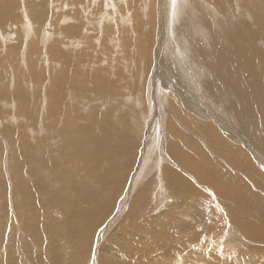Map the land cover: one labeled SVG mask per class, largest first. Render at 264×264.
<instances>
[{
    "label": "rangeland",
    "instance_id": "obj_1",
    "mask_svg": "<svg viewBox=\"0 0 264 264\" xmlns=\"http://www.w3.org/2000/svg\"><path fill=\"white\" fill-rule=\"evenodd\" d=\"M33 1L38 3L40 0ZM113 1L117 2L113 4L110 0H48L47 19L42 23H37L35 28L37 34L43 29L47 32L51 31V43L53 45H60L62 50L64 48L65 53L68 52L67 54L71 57L72 67L71 70L69 68L70 73L72 70L75 72V68L81 70L82 76L79 80L81 79L84 83H87L84 80V73L90 72V78L94 76L102 83L106 80L110 87L112 85L111 88H113L114 83L116 88L118 87L117 91H121L118 93L116 91L117 94L114 93V99L109 97L111 96V88L109 86L105 87V85H103L104 87L102 88V91L98 94L90 91L88 96L86 92L85 96H81L79 91H76L77 94L70 90L72 87V81L69 82L70 85L68 83V88L65 89L66 97L64 99L68 98L65 100L67 101L66 103L65 101L63 102L64 107L66 105V109L63 111L65 113H61L60 111L51 108L38 109V89L42 85V87H45V85L47 86L49 83L48 79L45 80L46 76L42 69L46 71L47 75H54L53 77L55 78L56 74L63 68V64H59L62 62H53L52 59H50L56 58L54 51L51 50V48L45 50L43 48V43L40 41L41 39L35 40V43L32 46L25 48L23 46V49L19 48L15 50L11 47L19 45V42L12 40L6 42L3 38H0V262L2 261L0 264H98V259L101 257V253L111 256L110 252L107 251V247L105 246L103 250L102 247L109 242L112 233L127 216V211L132 206L131 204L134 199L140 196V193L142 192H145L146 195L141 197L138 201H146L145 207H147V212H144V214L146 216L152 215L154 217L153 219H155H152V222L157 224L154 227V237H151L154 238L153 241L156 245H159L160 243L158 239L159 235L163 234V224H165V221L170 216H177L176 219H172L169 222L171 223V228L175 230L173 225H179V227H181V232L186 233L198 230L200 225L207 228L211 224V219L213 218L211 212L215 214L216 211L221 214L222 221L220 222L223 226L221 230L214 233L210 243L211 250L218 255L221 253L220 255L225 256L226 260L231 256H241L243 253L245 255L250 252L252 255H264V244L262 242H255L256 239L253 238V235L247 233L242 229V226H240L243 221L239 222V220H233L227 213L230 210V213L233 216L237 215L238 217L243 218L244 224L249 223L253 219L255 220V223L263 219V215L261 219L258 218L261 214L240 209V206H242L240 203L242 200L239 199L240 194L231 189L235 188L231 183H234V185L241 183L239 188L242 192H246V195L242 198H245L246 200L247 197L251 195V207H260L264 205V202H258V204L252 205L253 201H256L259 196L264 198V188L255 185L256 180L262 185L264 182V56L261 57V59L263 58L262 60L258 59L254 61L257 63H255L254 67H250L249 65H247V67L244 62L249 63L248 61L253 60L251 55L255 58H257L258 55H256L251 48L244 52H240L236 46L238 45V42H234L233 39L234 36L238 35L239 28L245 23V21L249 22H246V24L256 23L257 20L260 21L258 18L259 16H261V20H264V15L260 13L264 11V0H254L258 6L256 9L253 7L250 9V11H252L251 14L249 10H246V12L236 8V10H234L235 14L233 18H228V16H224V18L222 17L224 20H218V24L216 23L218 27H214V25L211 24L210 27H208L209 34L205 38L196 35L188 37V39H190V46L193 45L192 51L194 52H192V60L194 59L193 61L195 63V65L191 67L193 69H191L192 73L190 75H185L181 71V67H179L178 63L176 65V62H179L178 60H172L175 58V54L173 55L172 51H169L171 50L170 48H168L169 52H164V50L163 58L165 61L167 60L166 62L168 64H166L171 67L169 68L172 71V75L168 74L170 78H160V76H166L168 73L167 67L161 68L157 77L159 79L158 82L155 81L156 78L153 82L152 78L154 77L152 74L155 72L156 68V62L154 63V59L159 42L156 35L159 30V23L158 19L157 22L153 21V24L149 23L148 16L146 17L145 15H149L153 10L157 12L156 15L159 17L160 14H158V8L161 0H158V2L157 0L145 1L148 2V4L150 2L152 6L149 5L152 9L148 4V6L145 5L144 0H128V2H131L132 7H134V11L128 7V2L125 4V2L122 3L121 0ZM154 1L156 3H154L155 5L152 4ZM143 3L144 6L142 5ZM168 5H170L169 2L168 4H165L164 7H170ZM58 6H60L62 10L74 8L75 14L78 17L74 14L67 15L71 17V22H69L71 25H79L78 23L81 22L80 19L83 20L85 18L83 20L84 22L82 21L83 26H81L83 29L80 28L77 33L72 34L70 37L67 34H64L63 38L58 37L53 31L60 25L59 20L61 16L59 15L60 12ZM111 6L113 7L111 8ZM141 6H143L145 10H141ZM108 7L110 8L109 10ZM147 7L151 10H147ZM114 9L115 11L113 13L112 11ZM94 10H99L101 12H99V14L97 13V16L101 15L99 18H96L97 16ZM135 11L136 14L138 12L140 20H143L144 22H142V27L145 28L146 25L148 27L150 24V26L153 27L149 26V28L146 27L140 32L135 33L134 24L132 22V14L134 15ZM119 12H122L124 17L128 15L127 19L129 18L130 21L124 28L123 24L121 26L120 17L115 14ZM143 12H145V14ZM243 12H245L246 15ZM105 13H109L112 17H105ZM142 13L143 16H145V19L141 15ZM20 14L21 24L24 25L26 23V17L22 14V7H20ZM90 14H95V18L92 17L91 19ZM83 15L84 17H82ZM251 15H254V17ZM13 16H16V11L13 13ZM117 17L118 19L116 20L115 18ZM90 19L96 23L93 22L91 24ZM108 20L109 22L107 23ZM225 20L226 23H224ZM99 21L101 22L97 25V22L99 23ZM110 21L112 23H110ZM146 22L148 24H146ZM102 23H104L103 26L108 28L109 31L108 29L106 31L105 27L102 29ZM11 24L13 25L14 23ZM258 24L259 23H257V25ZM131 26L132 29L130 28ZM20 27L21 26L18 27L19 29H9V32L13 35V39L21 38L27 34L23 29L20 30ZM42 27L43 29H41ZM146 29L148 30L146 31ZM149 29L155 30L156 39L154 37L153 41L156 43L154 44L156 47H154L155 49L152 47L153 52L151 51V53H149L150 50L147 51L145 48L142 49V47H140V50L142 49L141 51L137 50L138 48L131 47V45L134 46L133 44L137 43L135 40H138V43L144 42V31L148 32ZM83 30H85V33H81ZM211 33L213 34L211 35ZM86 34H88V37L90 38H88ZM113 34H115V36ZM135 34L137 36H135ZM77 35L79 38H77ZM112 36H114V38H111ZM119 36L122 37V39L120 38L122 42L120 41ZM132 36L136 38L132 39ZM230 37H232L233 43L232 40H230ZM82 38L87 40H82ZM115 38H118V40L116 39L113 41ZM125 39L130 41L128 45L129 50L126 52L123 49L125 48ZM91 40H94L95 42ZM60 41L61 43H59ZM117 41H119V44ZM93 42L97 44L99 43L98 47L100 48H97V44L93 45ZM83 43L84 45L87 44L84 48L82 46ZM113 43H115L116 46H114ZM10 45L12 46L9 47ZM106 45H109L108 49H106ZM92 46L93 48L91 49ZM262 46L264 45L261 44L260 49L263 48ZM132 48H135L136 50H134V53ZM93 51L95 52L94 56L92 54ZM101 51H104L105 53H102ZM83 53L85 55H83ZM136 53L138 55H135ZM168 53H171L173 56ZM89 54H91V56ZM149 54L150 56H148ZM127 56L130 60H128ZM241 56L243 57V60ZM147 57L149 59L148 62H146ZM114 59H117V61H114ZM134 59L136 63L132 62ZM90 61H92L93 64L90 63ZM235 62L238 63L236 64ZM56 63L59 65H55ZM99 63L102 64L98 65ZM115 63L117 64L115 65ZM224 64L228 65L229 68ZM91 66H95V68H92ZM57 69H59V71ZM49 70L51 71L49 72ZM218 71L220 73H218ZM72 76V73L69 74L70 81L72 80ZM163 80L164 82L166 81L165 84L167 83L166 87H164L162 83ZM240 82H243L242 85H240ZM94 83H96L95 80ZM177 85L179 87L178 96L176 95ZM88 86L89 89H93L94 84L88 83ZM153 90L157 91V94H152ZM162 90L165 92L164 95H162ZM182 90L183 94L181 93ZM203 91L207 92L208 95L207 93H202ZM42 99H44V94H40V100ZM187 101L195 103L199 108V112L192 109ZM200 111L203 112L204 115L200 114ZM25 116L27 119H25ZM108 116H110V120L108 119ZM110 121L114 127L118 126L115 129L109 128L110 130L107 133H102L101 125L103 123L109 124ZM240 123H245L247 127L253 128V132L251 131L253 134L251 133L250 137L242 131ZM23 125H25L27 129H24ZM74 127L82 131L94 127L91 132L92 137H89V132L87 133L88 138L93 139L97 144L100 143V148L104 147L106 149L107 145L112 146L115 144L113 149L108 151L111 160L126 158V164L123 170L121 173L118 171L121 179L117 178L113 182L108 181L105 177H108L110 172L104 170L103 173L100 170L96 175L94 184H89L91 181L90 179L82 185H77L74 189H66L64 191L66 198L63 202L59 203V205H56L54 202L41 195L36 202V219H40V225L36 227L37 225L32 223V227L34 229L36 228L33 231V234L35 233V236L37 233V235L35 237H29L26 235V230L29 232L27 223L28 221L30 223V221L33 220V216H31V213L33 212L29 209V206L32 205V207H35L36 205L28 204L29 201L22 202L20 197L24 196V194L28 195V193L21 191V184L31 185L29 188L31 190V196H28V200H30L33 195L36 197V192L32 188L34 187L33 185L35 184L36 178H40V186H45L48 189H50L51 185L58 186V178H60L58 170L60 165L61 169L65 164L63 150L69 146H76L74 138L67 134L68 129L72 128L75 130ZM175 128L179 130V134L176 132ZM117 130H120V133H118ZM62 134H65L64 136L66 138ZM118 134H120L119 136L121 138L127 139L126 142L122 144V147L119 148V153H117L118 151L116 147L118 142L116 139L119 137ZM107 137L114 140V142L105 144L104 140H106ZM23 141L29 145L27 146L29 155L25 157L22 155L23 145H21V142ZM87 143L88 141H85L84 145ZM169 143L173 144L171 146L172 150L169 147ZM10 144L14 154L16 153L17 155L15 154V158L9 157L8 160L5 156L7 155V149H9ZM167 148L170 150L168 151ZM121 153L126 155H122ZM176 153L187 156L189 158L188 160L191 161L193 165L195 164L196 168L201 171V174H203L207 180H202L198 177V179H196V174L192 170L177 161ZM78 155L81 157L83 156V149L79 151ZM158 155L160 156L158 157ZM18 156L20 158H18ZM28 158L31 161H29ZM73 158L74 156L71 157L69 162H71ZM17 159L18 161H16ZM10 161H12V163H10ZM236 161L238 164L237 166L234 165ZM30 162H32V164ZM50 162L55 165L57 164L58 168L56 166L55 168L58 170L55 168L52 169L49 166H46V169H43L42 165H49ZM61 162L63 164H61ZM7 163H9V165ZM118 163L119 164L116 165L118 170H120L121 164L120 162ZM7 166L9 167L6 169L5 167ZM25 166H28V170L30 168L34 170V177H31V175L27 173L28 170ZM247 167H251L248 172L247 169H245ZM8 169L11 171L9 172L10 176H12L11 174H13V172L17 176L18 174H23H21L22 176L19 175V178H22V180H20L22 183L19 182V185H17L19 189L17 187V189H12L10 187L8 182L9 174H7L8 172L6 171ZM17 169L18 173L16 172ZM40 169H43V172ZM51 170H53V172L56 171L53 173ZM20 171L23 172L19 173ZM35 171H38L37 174ZM44 171L47 172L46 175H44ZM163 172L165 174H172L173 172L172 175L176 173L179 178L188 183L186 185L193 189L194 194L192 193L190 196H187L186 194L179 195V193L172 188V182L167 179ZM254 172H257L258 174ZM48 173H50V175H47ZM256 175L260 178L262 177V179H258ZM209 181L218 182L219 185L224 188V190L226 189L231 195H226L225 193L219 194V192H216L214 189L216 186L213 183L209 184ZM245 184L247 187H245ZM115 190H117V193L113 194ZM112 194L116 195V197L113 204L107 211H105L106 213L104 214V217L99 220V225H97L94 230L86 229L83 225L87 223H95L97 215L94 211L102 208L108 197L112 196ZM200 195H202V197ZM40 203L44 205L43 208H41ZM174 204H179L177 205V209L173 207ZM25 206L26 208L27 206L29 208L26 209ZM236 206H238V208ZM172 207L176 209V211H174ZM228 207L229 209H227ZM68 209H72L75 212V222H67V224H64L59 217V213ZM164 212L167 213L165 214ZM168 213H170V215H168ZM20 216H22V218ZM139 218L140 216L137 215L135 222H137ZM201 223H204V225ZM52 226L56 227L57 235L50 238L49 236H46L48 235V232L44 227L50 228ZM70 226H75L77 228V233L76 235L74 234L73 237L72 234L66 230L69 229ZM39 227L40 229H38ZM234 229H237V231ZM38 230L40 231V234L38 233ZM65 231H67L66 234ZM166 231L173 235L177 234L168 229ZM230 232H232L234 236L236 235L235 240L234 238H232V240L240 242L241 244L235 243V247H229L230 245L226 246L224 244V241H227ZM158 233L159 235H157ZM38 234L41 239L37 237ZM41 235H43V239ZM155 235H157L158 238ZM138 241L147 246L151 245L144 240H142V242L141 240H137V242ZM67 243L71 245V248L63 250V254L70 250L71 252L76 251V256H66L65 254L63 255L60 253L63 246ZM72 243H74L75 251L72 247ZM83 244L87 245L85 249H82ZM141 245L143 244H140V246ZM248 246L251 247V251L250 248L246 249ZM154 250L156 251V249ZM163 250L168 252L173 251V249ZM165 257L166 256L163 254L160 256V258ZM3 258H5L6 261L9 260V262H5V259L3 260ZM155 258L156 257H154L153 260L151 257L150 260L153 262L158 259ZM225 259L224 257L222 258L224 261Z\"/></svg>",
    "mask_w": 264,
    "mask_h": 264
},
{
    "label": "bare ground",
    "instance_id": "obj_2",
    "mask_svg": "<svg viewBox=\"0 0 264 264\" xmlns=\"http://www.w3.org/2000/svg\"><path fill=\"white\" fill-rule=\"evenodd\" d=\"M111 2H113V4L117 1H113V0H110ZM147 0H144V3L146 6H148L150 4H148V2H145ZM149 1V0H148ZM36 1H33V0H0V38H3L4 41H16V42H19V45H10L9 47L17 50L19 48L23 49V46L24 48L25 47H29V46H32L34 45L35 43V40H40L42 43H43V48L45 50H47V48H51V50L54 51V55L56 56V58H50L52 59L53 62H62V63H59V64H63V68L59 71V69H57L59 71V73L56 74L55 78L53 76H51V74L47 75L46 71L44 69H42L43 73L45 74V80H49V83L48 85L45 87H42L40 86V88L38 89V95H39V98H38V109H43V108H51L53 110H58L60 111L61 113H65L63 112L65 109H66V105L64 107V104L63 102L68 99H64L66 96H65V89L68 88V83L69 82H72V87H71V91L74 92V93H77L78 91L80 92V95L81 96H85V92L87 94V96L89 95L88 93L90 91H93L95 94H98L100 91H102V88L104 87L103 85H105V87H108L109 84L106 82L102 83V82H99L96 77H92L90 78V72L88 73H84L85 74V81L87 83H84V81H82L81 79L79 80V78H81L82 76V73H81V70L80 69H77L75 68V72L72 70V80L70 81L69 80V74L70 73V70H71V67H72V61H71V57L65 53V49L61 48L60 45H53L51 43L52 39H51V34L50 32H47L43 29V27L41 29L43 30H40L39 33L37 34V30L35 28V25L37 23H42L43 21H45L47 19V13H48V0H40L38 3H35ZM97 2V1H95ZM120 2V1H119ZM121 2H125V4L128 2V0H121ZM140 2V1H139ZM158 2V0H157ZM161 3L159 4V8H158V14H160L159 17H157L156 15V11H153L149 14V15H145L146 17L148 16V22L149 23H152L153 24V21L154 22H157V19H158V23H159V30L157 31L156 35H157V40H159L158 42V45H157V48H156V56H155V59H154V63L156 62V68H155V72H153L152 76L154 78H152L153 82L156 78V82L159 81V79L157 78L158 77V74H159V71L161 68H165L167 67L168 68V73L166 76H160V78H165V77H169L168 74H171L172 75V71H171V67L169 65H167L168 63L164 60L163 58V51L166 52L168 51V48H170L171 50L169 51H172V54L174 55L175 54V58L172 59V60H178L179 62H176V65L178 63L179 67H181V71L185 74V75H190L192 73V70L193 68H191L193 65H195L194 63V59L192 60L193 58V53L194 51H192V48H193V45L190 46V39H188L189 36H200L201 38H205L206 36H208L209 34V28L210 25H214V27H218L216 25V23L218 24V20H221L222 17L224 18V16H228L233 18L234 17V10H236V8L238 9H241L242 11H248L250 12V14L252 13V11H250V9L253 7L254 9L257 8L258 5H256V2L254 0H161L160 1ZM168 2L170 3V7H164L165 4H168ZM144 3L142 4L144 6ZM155 1L152 3L153 5ZM148 4V5H147ZM264 4V3H263ZM128 7L130 9H133L134 7H132V4L131 2H128L127 3ZM151 5V4H150ZM149 5V7H151ZM238 5V6H237ZM139 6V5H138ZM137 6V7H138ZM143 6H141V10L145 8H143ZM263 6V5H262ZM20 7H22V14L26 17V23L24 25L21 24V14H20ZM113 6H111L112 8ZM132 7V8H131ZM156 7V6H155ZM261 7V6H260ZM57 8V7H56ZM115 8V7H114ZM148 8V7H147ZM235 8V9H234ZM58 9H59V15L61 16L59 22H60V25L55 29L53 30L54 33L57 34L58 37H61L63 38V35L64 34H67L69 35V37L72 35V34H75L77 33V31L81 28V26H83V20L85 19H80L81 22L78 23L79 25H71L69 24V22H71V17L70 16H67V15H76L75 14V10L74 8H71V9H65V10H62V8L60 6H58ZM110 8L108 7V10ZM152 9V7H151ZM151 9H147V10H151ZM155 9V8H153ZM237 9V10H238ZM125 10V9H123ZM156 10V9H155ZM239 10V11H241ZM262 10V9H261ZM16 11V16H13V13ZM58 11V10H57ZM98 11V12H97ZM115 9L112 11L114 13ZM134 11V9H133ZM246 11V12H247ZM255 11V10H254ZM253 11V12H254ZM72 12V13H71ZM94 12L96 13V16L99 14V10H94ZM98 13V14H97ZM101 13V12H100ZM120 13V14H119ZM119 13H115L116 16H119L120 17V21H121V26L123 24V28L126 27V25L130 22L129 21V18L127 19V16L126 15L124 17V14H122V12H119ZM145 14V12H143ZM143 13L141 14L143 16ZM148 13V12H146ZM241 13V12H240ZM239 13V14H240ZM245 13V12H243ZM261 14L264 15V11L263 12H260ZM259 13V15H260ZM106 14V15H105ZM103 15H105V17L107 16L108 18H111L112 15H109V13H105ZM132 14V13H131ZM95 15V14H94ZM94 15H91V19L92 17H94ZM246 15V13H245ZM255 15V13H254ZM254 15L252 17H254ZM77 16V15H76ZM75 16V17H76ZM101 16V15H100ZM100 16H97L96 18H99ZM143 16V18L145 17ZM73 17V16H72ZM74 17V19H75ZM78 17V16H77ZM84 17V15L82 16ZM104 17V18H105ZM114 17V16H113ZM124 17V18H123ZM250 17V16H248ZM261 16H259V20L260 21H256V23H252V24H246V22L248 21H245L244 24L241 25V27L239 28V33L238 35L234 36L233 39H234V42L237 41L238 45L237 48L239 49L240 52H244L246 51L247 49H252L253 52L258 55L257 58L253 57L251 54V57L253 60H250L248 61L249 63H246L244 62V64L247 66L249 65L250 67H254L255 66V63L254 62L255 60H262L261 57L264 56L263 54V50H264V46H262L263 48L260 49V45L263 44L264 45V20H261L262 18H260ZM263 17V16H262ZM56 18V17H54ZM95 18V17H94ZM103 18V16H102ZM123 18V19H122ZM256 18V17H255ZM78 19V20H79ZM90 19V20H91ZM107 19V18H106ZM116 20L118 19L115 18ZM145 19V18H144ZM147 19V18H146ZM79 20V21H80ZM95 20V19H94ZM97 20V19H96ZM105 20V19H104ZM111 20V19H110ZM224 20V19H222ZM231 20V19H230ZM255 20V19H254ZM74 21V20H73ZM98 21V20H97ZM113 21V20H112ZM119 21V20H118ZM14 23L13 25L11 23ZM91 24L94 22L93 20L90 21ZM101 21H99V23L97 22V25L100 24ZM104 22V21H103ZM109 22V20L107 21V23ZM132 22L134 24V32H140L141 30L145 29L147 27V25L144 27H142V22L143 20H140L139 18V15H138V12L136 14V11H135V14L133 15L132 14ZM34 23V24H32ZM76 23H77V20H76ZM96 23V22H94ZM106 23V22H105ZM110 23H112L110 21ZM118 23V22H117ZM144 23V22H143ZM223 23V22H222ZM224 23H226V20L224 21ZM249 23V22H248ZM257 23H259L257 25ZM104 23H102V29ZM146 24H148L146 22ZM221 24V23H220ZM241 24V23H240ZM106 25V24H105ZM110 25V24H109ZM151 25V24H150ZM149 25V26H150ZM19 26L20 27V30H24L25 32H27V34L23 37H19V38H16V39H13V35L11 32H9V29H17ZM107 26V25H106ZM119 26V25H118ZM129 26V25H128ZM149 26L147 28H149ZM100 27V26H99ZM150 27H153V26H150ZM222 27V25H221ZM52 28V27H51ZM106 28V27H105ZM104 28V29H105ZM119 28V27H118ZM132 29V26L130 27ZM225 28V27H224ZM19 29V28H18ZM83 29V28H81ZM86 29V28H85ZM101 29V30H102ZM108 28H106L105 30L107 31ZM121 29V28H120ZM151 29V28H150ZM148 32H146L148 29H146L145 32V41L142 42V43H138L139 41L138 40H135V42L137 41V43H134L131 47H135V48H138L137 50L141 51L142 49H146L147 51H149V53H151V51L153 50L152 47H156V44L153 39L155 37V30H150ZM223 29V28H222ZM221 29V30H222ZM87 30V29H86ZM130 30V29H129ZM13 31V30H12ZM82 31V30H81ZM85 30H83V32L81 33H85L84 32ZM105 31V32H106ZM109 31V29H108ZM120 31V30H119ZM214 31V30H213ZM88 32V31H87ZM86 32V33H87ZM104 32V31H103ZM102 32V33H103ZM121 32V31H120ZM131 32V30H130ZM79 33V32H78ZM101 33V34H102ZM220 33V32H219ZM37 34V36H36ZM104 34V33H103ZM106 34V33H105ZM213 33H211L212 35ZM225 34V33H224ZM79 35V34H78ZM77 35V38H79ZM84 35V34H83ZM82 35V36H83ZM87 37L89 36L88 34H86ZM108 35V34H107ZM115 36V34H113ZM74 36V35H73ZM114 36H112L111 38H114ZM135 36H137L135 34ZM144 36V35H143ZM222 36V35H220ZM68 37V38H69ZM85 37V38H87ZM117 37V35H116ZM133 37V36H132ZM142 37V36H141ZM54 38V37H53ZM85 38H82L85 39ZM90 38V37H88ZM122 39V37L119 36V39ZM136 37H133L132 39H134ZM144 38V37H143ZM232 40V37H230ZM56 39V38H55ZM118 40V38H115L113 39L114 40ZM120 39V41H121ZM156 39V37H155ZM217 39V38H216ZM87 39H85L86 41ZM95 40V39H94ZM94 40H91V41H94ZM97 40V39H96ZM111 40V39H110ZM25 41V42H24ZM76 41V40H74ZM134 41V40H133ZM141 41V40H140ZM195 41V40H194ZM77 42V41H76ZM95 42V41H94ZM93 42V45L94 44H97V43H94ZM111 42V41H109ZM116 42V41H115ZM118 44H119V41H117ZM122 42V41H121ZM24 43V44H23ZM61 43V41L59 42ZM85 43V42H84ZM84 43L82 44L83 48L86 47L87 44L84 45ZM92 43V42H91ZM112 43V42H111ZM130 41H127L125 39V43H124V47L123 48L125 50V52L127 50H129L128 48V45H129ZM231 43V42H230ZM228 43V44H230ZM232 43H233V40H232ZM81 44V43H80ZM89 44V43H88ZM99 44V43H98ZM97 44V48H100L98 47L99 45ZM102 44V43H101ZM106 44V42H105ZM114 46L115 43H113ZM122 44V43H121ZM200 44V43H199ZM103 45V44H102ZM110 45V44H109ZM109 45L106 47V49H108ZM96 46V45H95ZM73 47V46H72ZM80 47V46H78ZM90 47V46H89ZM113 47V46H112ZM123 47V46H122ZM130 47V46H129ZM140 47H142V49L140 50ZM201 47H202V44H201ZM259 47V48H258ZM61 48V49H60ZM82 48V47H80ZM93 48V46L91 47V49ZM96 48V49H97ZM103 48V47H102ZM119 48V47H118ZM135 48H132L133 49V53H134V50ZM236 48V47H235ZM71 49V48H70ZM105 49V51H106ZM155 49V48H154ZM226 49V48H225ZM79 50V49H78ZM95 50V49H94ZM98 50V49H97ZM101 50V49H100ZM103 50V49H102ZM110 50V48H109ZM114 50V48H113ZM120 50V49H118ZM162 50V51H161ZM67 51V50H66ZM136 51V50H135ZM168 51V52H169ZM175 51V52H174ZM237 51V50H236ZM91 52V51H89ZM102 52V51H101ZM104 52V51H103ZM102 52V53H103ZM109 52V51H108ZM107 52V53H108ZM138 52V51H137ZM144 52V51H143ZM153 52V51H152ZM251 52V51H250ZM249 52V53H250ZM94 51L92 52L93 56H94ZM98 53V52H97ZM105 53V52H104ZM139 53V52H138ZM146 53V51H145ZM144 53V54H145ZM235 53V52H234ZM246 53V52H245ZM114 54V53H113ZM123 54V53H121ZM143 54V53H142ZM147 54V53H146ZM153 54V53H152ZM167 54V53H166ZM169 54V53H168ZM171 54V53H170ZM169 54V55H170ZM171 54V55H172ZM240 54V53H239ZM83 55H85L83 53ZM91 56V54H89ZM110 55V54H109ZM130 55V54H129ZM135 55H138L137 53ZM172 55V56H173ZM238 55V54H237ZM241 55V54H240ZM73 56V55H72ZM101 56V55H100ZM104 56V55H102ZM112 56V55H111ZM134 56V54H133ZM143 56V55H142ZM150 56V54L148 55ZM228 56V55H227ZM120 57V56H119ZM128 57V56H127ZM131 58H133L132 56H130ZM138 57V56H137ZM225 57V56H224ZM235 57V56H234ZM242 57V56H241ZM136 59H139V58H136ZM146 59V58H145ZM171 59V58H170ZM222 59V58H221ZM236 59V58H235ZM251 59V58H250ZM45 60V59H44ZM117 61V59H114V61ZM128 60L129 57H128ZM133 60V59H132ZM237 60V59H236ZM242 60H243V57H242ZM42 61V60H41ZM140 61V60H139ZM149 59L147 57V61L148 62ZM174 61V63H175ZM240 61V60H239ZM104 62V61H103ZM131 62V61H129ZM133 63L135 62V59L134 61H132ZM223 62V60H222ZM230 62V61H229ZM234 62V61H233ZM262 62V61H261ZM90 63L93 64L92 61H90ZM110 63V61H109ZM112 63V62H111ZM132 63V64H133ZM136 63V62H135ZM167 63V64H166ZM236 63V62H235ZM238 63V62H237ZM236 63V64H237ZM243 63V62H242ZM259 63V62H258ZM51 64V63H50ZM58 63H56L55 65H57ZM58 64V65H59ZM80 64V63H79ZM86 64V63H85ZM96 64V63H95ZM102 64V63H101ZM100 63L98 65H101ZM114 64V63H113ZM117 63H115L116 65ZM131 64V63H130ZM221 64V63H220ZM241 64V63H240ZM257 64V63H256ZM91 65V64H90ZM97 65V64H96ZM111 65V64H110ZM114 65V66H115ZM126 65V64H125ZM222 65V64H221ZM225 65V64H224ZM44 66V65H43ZM52 66V65H51ZM88 66V65H86ZM113 66V65H112ZM228 67V65H225ZM245 66V67H246ZM259 66V65H258ZM56 67V66H55ZM60 67V66H59ZM92 68L95 66H91ZM99 67V66H98ZM170 67V68H169ZM220 67V66H219ZM244 67V68H245ZM248 67V66H247ZM70 68V70H69ZM90 68V66H89ZM88 68V69H89ZM131 68V67H130ZM224 68V67H223ZM229 68V67H228ZM261 68V67H260ZM54 69V68H53ZM87 69V68H86ZM85 69V70H86ZM127 69V68H126ZM225 69V68H224ZM55 70V69H54ZM91 70V69H90ZM93 70V69H92ZM131 70V69H130ZM174 70V69H173ZM227 70V69H226ZM51 70H49L50 72ZM58 71H55V72H58ZM95 71V70H94ZM100 71V70H99ZM132 71V70H131ZM229 71V69H228ZM227 71V72H228ZM238 71V70H237ZM54 72V73H55ZM74 72V73H73ZM126 72V71H125ZM133 72V71H132ZM175 72V71H173ZM222 72V71H221ZM225 72V71H224ZM223 72V74H224ZM239 72V71H238ZM263 72V70H262ZM98 73V72H97ZM218 73H220L218 71ZM230 73V72H229ZM93 74V73H92ZM91 74V75H92ZM100 74V73H98ZM138 74V73H137ZM239 74V73H237ZM107 75V74H106ZM144 75V74H143ZM142 75V76H143ZM176 75V74H175ZM193 75V74H192ZM201 75V74H200ZM220 75V74H219ZM226 75V74H225ZM241 75V74H239ZM99 76H102V75H99ZM178 76V75H177ZM221 76V75H220ZM234 76V75H233ZM53 77V78H52ZM182 77V76H181ZM232 77V76H231ZM230 77V78H231ZM235 77V76H234ZM105 78V77H103ZM137 78V77H136ZM170 78V77H169ZM224 78V76H223ZM241 78V77H240ZM102 79V78H101ZM106 79V78H105ZM226 79V78H225ZM235 79V78H233ZM94 80L96 81V83H94ZM239 80V79H238ZM200 81V80H199ZM225 81V80H224ZM243 81V80H242ZM112 82V81H111ZM117 82V81H116ZM119 82V81H118ZM132 82V81H131ZM130 82V83H131ZM166 82V81H165ZM164 80L162 81L164 87H166L167 83L165 84ZM236 82H237V79H236ZM235 82V83H236ZM88 83H92L94 84L93 86V89H89V86H88ZM110 83V82H109ZM190 83V82H189ZM227 83V81H226ZM231 83V82H230ZM229 83V84H230ZM243 82H240V85H242ZM127 84V83H126ZM225 84V83H224ZM70 85V83H69ZM111 85V84H110ZM227 85V84H226ZM237 85V84H236ZM238 85V86H240ZM203 86V85H202ZM230 86V85H229ZM228 86V88H229ZM110 87V86H109ZM112 87V85H111ZM110 87V88H111ZM122 87V86H121ZM223 87V86H222ZM227 87V86H226ZM233 87V85H232ZM118 88V87H117ZM117 88H116V85L113 83V88L110 89L111 91V96H109L110 98H113L114 99V93H116L117 91ZM128 88V87H127ZM227 88V89H228ZM43 89V91H42ZM126 89V88H125ZM129 89V88H128ZM226 89V88H225ZM69 90V91H70ZM206 90V89H205ZM77 91V92H76ZM120 91V90H119ZM117 91V93L119 92ZM159 91V90H158ZM178 91H179V87L178 85L176 86V95L178 96ZM208 91V90H207ZM43 92V93H42ZM121 92V91H120ZM151 92V91H150ZM154 92V93H153ZM152 94H157V91H154L153 90ZM163 94H165L164 90H162ZM183 92V90L181 91V93ZM210 92V91H208ZM70 93V92H69ZM116 93V94H117ZM202 93H207L205 91H203ZM40 94H44V99L40 100ZM78 94V93H77ZM120 94V93H119ZM118 94V95H119ZM160 94V93H159ZM183 94V93H182ZM185 94V93H184ZM76 95V94H75ZM131 95V93H130ZM136 95V94H135ZM205 95V94H204ZM208 95V93H207ZM79 96V97H81ZM108 96V95H107ZM161 96V95H160ZM42 97V96H41ZM69 97V95H68ZM168 97V96H167ZM174 97V96H173ZM75 98V97H74ZM104 98V96H103ZM106 98V96H105ZM130 98V97H129ZM138 98V97H137ZM160 98V97H159ZM172 98V96H171ZM179 98V97H178ZM64 99V100H63ZM100 99V98H99ZM107 99V98H106ZM112 99V100H113ZM164 99V97H163ZM76 100V99H75ZM79 100V99H78ZM83 100V99H82ZM136 100V99H135ZM96 101V100H95ZM130 101V100H129ZM134 101V100H133ZM152 101V100H151ZM67 101H65L66 103ZM84 102V101H83ZM89 102V101H88ZM135 102V101H134ZM164 102V101H163ZM172 102V101H171ZM188 102V105L190 107H192V109L194 110H197L199 112V108L198 106L195 105V103H191V101H187ZM186 102V103H187ZM45 103V104H44ZM86 103V102H85ZM61 104V105H60ZM143 106V105H142ZM151 106V105H150ZM217 106V105H216ZM178 108H179V105H178ZM152 109V107H151ZM164 109V108H163ZM162 109V110H163ZM181 109V108H180ZM42 111V110H41ZM190 111V110H189ZM202 111V110H201ZM200 111V112H201ZM211 111V110H210ZM129 112V111H128ZM110 113V112H109ZM40 114V113H39ZM197 114V113H196ZM199 114V113H198ZM200 114L204 115L203 112H201ZM200 116V115H199ZM198 116V117H199ZM203 117V116H202ZM25 119H27V117L25 116ZM108 119L110 120V116H108ZM211 120V119H210ZM121 122V121H120ZM235 122V121H234ZM29 123V122H27ZM123 123V122H122ZM124 124V123H123ZM241 124V123H240ZM26 125V124H25ZM25 125H23L24 129H27L25 127ZM164 125V124H163ZM162 125V126H163ZM173 125V124H171ZM118 126V125H117ZM116 126V127H117ZM240 126V125H239ZM116 127H114L112 124H111V121L108 123H103L101 125V129H102V133H107L111 128V129H115ZM126 127V126H125ZM75 128V127H74ZM94 127H91L89 128L88 130L86 131H82L80 129H76L73 130L72 128L71 129H68L67 131V134H69L71 137L74 138L75 142H76V146L75 147H67L63 150V155L65 157V164L64 166H62L63 168L60 169L59 167V170L57 169V164H52L50 162L49 165H42L43 166V169H46V166H49L51 167L52 169L55 168V166L57 168L58 171H59V174H60V178H58V186H52L50 187V189L46 188L45 186H40L41 184V180H39L40 178H36L35 179V184L33 185L35 187H32L33 190L36 192V197H33L29 199L28 196H31V190L29 189L31 187V185L29 186L28 184H24L22 185L21 184V191H25L27 194H24V196L20 197L22 202H28V204H33V205H36V202H37V199L43 195L44 197H46L47 199H49L50 201L54 202L56 205H59V203L63 202L66 198V195L64 194V191L66 189H71V188H75L77 185H82L84 184V182H86L87 180H90V183L89 184H94L95 183V179H96V175L98 173V171H104V170H107L109 171L110 175L108 177H105L106 180L108 181H111L113 182L115 179H121L120 177V173L121 171L123 170L125 164H126V158L125 159H113L111 160V156L109 155V152L110 150L113 149V147L115 146L112 145V146H106V149L103 147V148H100L99 144L95 143V141L93 139H90L88 138V132H89V137H92V130H93ZM241 129L243 132L246 133V135H251V133L253 132V128L252 127H247V125L245 123H242L241 124ZM176 132H178V134L180 133L178 129H176ZM118 131V130H117ZM172 131V129H171ZM252 131V132H251ZM175 132V131H174ZM64 133V132H62ZM118 133H120V130L118 131ZM173 133V132H172ZM61 134V133H60ZM116 134V132H115ZM253 134V133H252ZM63 135V134H62ZM61 135V136H62ZM65 135V134H64ZM63 135V136H64ZM68 135V136H69ZM120 134H118L119 136ZM176 135V134H174ZM62 136V137H63ZM179 136V135H178ZM65 137V136H64ZM63 137V138H64ZM234 137V136H233ZM66 138V137H65ZM69 140V139H68ZM73 140V139H71ZM118 140L117 142V153H119V148L122 147V144H124L126 142L127 139H123L121 138L120 136L116 139V141ZM181 140V139H180ZM239 140V139H238ZM85 141H88V143L86 145H84V142ZM252 141V140H250ZM114 140L110 139L107 137L106 140H104V143L105 144H110V143H113ZM178 142V141H177ZM174 143V142H173ZM182 143V142H181ZM253 143V142H252ZM28 144V143H27ZM25 143V141L21 142V145H23V148H22V155L25 157V156H28L29 155V150L27 148V145ZM103 144V143H102ZM179 144V143H178ZM71 145V144H70ZM75 145V143H74ZM169 147L171 149V146L173 144L169 143ZM192 145V144H191ZM9 149H7V155L5 156L6 159L9 160V157H13L15 158V154L11 148V144L9 145ZM178 146V145H176ZM194 147V146H193ZM159 148V147H158ZM166 148V147H165ZM174 148V147H173ZM83 149V156H79L78 153L79 151ZM116 149V148H115ZM114 149V151H115ZM161 149V148H160ZM168 149V148H167ZM168 149V151L170 150ZM172 150V149H171ZM255 150V148H254ZM172 152V151H171ZM174 152V151H173ZM176 152V151H175ZM181 153V152H180ZM180 153H176V159L177 161H179L180 164H182L183 166H186L187 168H189L190 170H192L195 174H196V179H202V180H207V178H205L203 176V174H201V171H199L195 164L193 165L191 163V161H189L188 157L187 156H183V154H180ZM122 154V153H121ZM158 154H161V153H158ZM17 155V154H16ZM115 155V153H114ZM122 155H126V154H122ZM74 156L73 160L71 162L70 159L71 157ZM154 156V155H153ZM160 155H158L159 157ZM238 156V155H237ZM243 156V155H242ZM31 157V156H30ZM33 157H34V154H33ZM38 157V156H37ZM41 157V156H40ZM113 157V156H112ZM172 157V156H171ZM231 157V156H230ZM17 158V157H16ZM18 158H20L18 156ZM44 158V157H42ZM115 158V157H114ZM155 158V157H154ZM175 158V157H174ZM233 158V157H231ZM26 159V158H25ZM153 159V158H152ZM7 160V162H8ZM14 160V159H13ZM29 160V158H28ZM36 160V159H35ZM40 160V158H39ZM121 160V161H120ZM156 160V159H155ZM18 161V159L16 160ZM31 161V160H29ZM53 161V160H52ZM25 162V160H24ZM27 162V161H26ZM118 162H120L121 166H120V170H118L117 168V165L116 164H119ZM5 163V162H4ZM10 163H12V161H10ZM32 164V162H30ZM48 163V162H47ZM173 163V161H172ZM9 165V163H7ZM16 164V163H15ZM61 164H63L61 162ZM157 164V163H156ZM233 164V163H232ZM18 165V164H17ZM22 165V164H20ZM27 165V164H26ZM29 165V164H28ZM40 165V166H41ZM235 166H237V161L236 163L234 164ZM233 165V166H234ZM31 166V165H30ZM38 166V165H37ZM59 166V164H58ZM9 166L5 167L6 169L8 168ZM17 167V166H16ZM20 167V166H19ZM26 169L28 166H25ZM32 167V166H31ZM48 167V168H49ZM18 168V167H17ZM40 168V167H39ZM169 168V167H168ZM178 168V167H177ZM184 168V167H183ZM20 169V168H19ZM43 169L41 170L43 172ZM188 169V170H189ZM243 169V168H242ZM247 169V172L250 171L251 167H247L245 168ZM14 170V169H13ZM23 170V169H22ZM28 170V169H27ZM26 170V171H27ZM38 170V169H36ZM145 170V169H144ZM186 170V169H185ZM9 174V177H8V182L10 184V187L13 189V188H16L17 185H19V182H21L20 180H22V178L20 179L19 175H21L23 171H20L19 173L21 174H18L15 175L14 172L13 174H11L12 176H10V173L11 172L9 169L6 170ZM40 171V172H41ZM47 171V170H46ZM53 172V170H51ZM56 171V170H55ZM55 171L53 173H55ZM118 171L120 173H118ZM162 171V170H161ZM172 171V170H171ZM256 171V170H255ZM18 173V169L16 171ZM36 172V171H35ZM38 172V171H37ZM36 172V174H37ZM39 172V173H40ZM106 172V171H105ZM29 175H31V177H34V170L33 169H29L28 172H27ZM38 173V174H39ZM44 175H46L47 172L44 171ZM104 173V172H103ZM143 173V172H142ZM164 173V172H163ZM178 173V172H177ZM185 173V172H184ZM252 173H253V170H252ZM254 173H257V172H254ZM165 174V173H164ZM173 174V172H172ZM170 173H167L165 174V176L167 177V179L172 182L171 184H173V189L179 193V195H187V196H190L192 193H193V189L190 187V186H187L186 184H188L187 182H185L183 179L179 178L177 176L176 173H174V175H172ZM258 174V173H257ZM23 175V174H22ZM21 175V176H22ZM47 175H50V173H48ZM17 176V177H16ZM59 176V175H58ZM57 176V177H58ZM257 176V175H256ZM261 176V175H260ZM44 177V176H43ZM42 177V178H43ZM47 177V176H46ZM163 177V176H162ZM182 177V176H181ZM198 177V178H197ZM253 177V176H252ZM257 178L259 179L260 177L257 176ZM262 179V177L260 178ZM25 181V180H24ZM264 181V179H263ZM262 181V182H263ZM236 182V181H235ZM22 183V182H21ZM210 183H213L216 187H214V189L216 190V192H219V194L221 193H225L226 195H231L229 194L228 191H226V189L224 190V188H222L218 182H214V181H209V184ZM231 183V182H230ZM237 183V182H236ZM169 184V183H168ZM170 184V185H171ZM223 185V184H222ZM232 186H234L235 188H231L232 190H235L238 194H240L239 196V199H241L242 201L240 202L242 204V206H240V209L241 210H248V211H252V212H255L257 214H261L258 218L261 219L262 215H263V219L257 223H255V220H251L249 223L247 224H244V219L243 218H240L238 217L237 215L233 216L231 213H230V210L227 212L228 215L233 219V220H239L240 221H243L241 222V225L242 226V229H244L247 233H250L251 235H253V238L256 239L255 242H262L264 244V205L263 206H260V207H251V195H249L247 197V199L245 200V198L243 199L242 197L246 195V192H242L241 189L239 188L241 186V183L239 184H236L234 185V183H231ZM255 185L259 186V187H262L264 188V182H263V185L259 182V181H255ZM172 186V185H171ZM230 186V187H232ZM163 187V186H162ZM225 187V186H224ZM227 187V186H226ZM244 187V186H243ZM245 187H247V185L245 184ZM6 188V187H5ZM18 188V187H17ZM16 188V189H17ZM84 188V187H82ZM256 188V187H255ZM19 189V188H18ZM145 190V189H144ZM196 190V189H195ZM35 192H32V193H35ZM164 192V190H163ZM161 192V193H163ZM232 192V191H231ZM19 193V192H18ZM117 193V190H115V192L113 194H116ZM196 193V192H195ZM23 194V192H22ZM108 197V199L106 200V203L105 205L100 208V209H96L94 212L95 214L97 215L96 219H95V223H91V224H85L83 225L86 229H89V230H94V228L99 225V220H101L103 217H104V214L106 213L105 211H107L109 209V207L113 204V201L116 197V195H113ZM194 194V193H193ZM13 195V194H12ZM19 195V194H18ZM17 195V196H18ZM146 193L145 192H142L140 193V196L136 197L133 201V203L131 204L132 206L128 209V214L127 216L124 218L123 222L121 224L118 225L117 229L112 233L111 237L109 238V242H107L106 244H104V246L102 247V250L103 248L106 246L107 247V251L110 252L111 256H107L105 254H102L101 253V257L98 259V264H264V255H261V256H257V255H252L251 252L249 254H245L243 253V255H239V256H234V257H230L228 258L227 260L225 259V256H222V255H218L216 254L213 250H211L212 248H210V243H211V240L214 236V233L218 232L219 230H221L223 224L220 222L222 221L221 220V214L217 213L215 211V214H212V221H211V224L205 228V227H202L200 225V228L198 230H195V231H191V232H186V233H182L181 232V227H179V225H173L175 227V230L171 228V223H169L172 219H176L177 216H170L166 221H165V224H163V234H160L159 233L157 235H159V239L158 241L160 242L159 245H156L155 242L153 241L154 238H151V237H154V227L157 225L155 224L154 222H152L154 217L151 215V211L149 212V214L151 216H146L144 214V212H147V207H145L146 205V201H138L140 200L141 197L145 196ZM162 195V194H161ZM233 195V193H232ZM16 196V195H15ZM20 196V195H19ZM194 196V195H193ZM202 197V195H200ZM258 196V195H256ZM163 198V197H162ZM13 199V198H12ZM20 200V201H21ZM162 200V199H161ZM14 201V200H13ZM151 202V201H150ZM183 202V200H182ZM259 203H262L264 202V198L259 196L258 199L256 201H253V204L252 205H256ZM41 208H43V204H41ZM179 205V204H177ZM177 205H173L174 208H178ZM10 206V205H9ZM24 206V205H23ZM22 206V207H23ZM30 207V208H29ZM27 206V208H29L33 213H31V216H33V220L28 221L27 223V226H28V229H29V232L28 230L27 231V234L29 237L30 236H34L33 234V231L36 229H34L32 227V223H34L35 225H37L36 227H38V225H40V219H36V216H37V213H36V207L37 205L34 207L31 206ZM172 207V208H173ZM238 208V206H236ZM18 208V207H17ZM26 208V206H25ZM26 208V209H27ZM171 208V209H172ZM173 208V209H174ZM24 209V208H23ZM170 209V210H171ZM176 209H174V211H176ZM229 209V207L227 208ZM167 210V209H166ZM172 211V210H171ZM16 212V211H15ZM163 212V211H162ZM170 212V211H169ZM19 213V212H18ZM35 213V214H34ZM165 213V212H164ZM167 213V212H166ZM165 213V214H166ZM172 213V212H171ZM137 215L140 216L139 220L137 222H135V219L137 217ZM168 215H170V213H168ZM202 215V213H201ZM16 216V215H15ZM30 216V215H29ZM228 216V217H229ZM22 218V216H20ZM59 217L61 219L62 222H64V224H67V222H71V223H74L75 222V218H76V214L75 212L72 210V209H68V210H64L62 212L59 213ZM243 217V216H241ZM16 218V217H15ZM153 219V220H152ZM163 221V220H162ZM160 222V221H159ZM238 222V221H237ZM25 223V222H24ZM209 223V222H207ZM204 225V223H201ZM236 224V223H235ZM162 225V224H161ZM234 225V224H232ZM235 226V225H234ZM4 227V226H3ZM232 227V226H231ZM33 228V230H32ZM46 229V231L48 232V235L46 236H49L50 238L52 237H55L57 235V230H56V227L55 226H52L50 228L48 227H44ZM44 228H41V229H44ZM234 228V227H233ZM18 229H19V226H18ZM40 229V227L38 228ZM156 229V228H155ZM170 230L172 232H176L177 234L176 235H173L169 232H167L166 230ZM67 231H69L71 234H72V237L74 236V234L76 235L77 233V228L75 226H70L69 229H66ZM235 230V229H234ZM240 230V229H239ZM238 230V231H239ZM21 231V229H20ZM42 231V230H41ZM65 231V234L66 232ZM159 231V230H157ZM161 231V230H160ZM237 231V229L235 230ZM243 231V230H242ZM243 231V232H245ZM40 231L38 230V233ZM43 232V231H42ZM232 232L234 233V231L232 230ZM232 232H230L229 236H228V239L227 241H224V244L226 246H229V247H233L235 245V243H239L241 244L240 242H235V236L232 234ZM245 232V233H246ZM4 233V232H3ZM26 233V232H25ZM162 233V232H161ZM24 234V233H23ZM40 234V233H39ZM38 234V238L40 237ZM37 235V233H36ZM35 235V236H36ZM44 235V233H43ZM41 235V237L43 236ZM157 235H155L157 237ZM163 235V236H162ZM242 235V234H241ZM34 236V237H35ZM239 236V235H238ZM237 236V237H238ZM247 236V235H246ZM245 237V236H244ZM44 237H42L43 239ZM158 238V237H157ZM232 238H234V240H232ZM239 238V237H238ZM246 238V237H245ZM41 239V238H39ZM115 241H114V240ZM241 239V237H240ZM244 239V238H243ZM247 239V238H246ZM35 240V239H34ZM137 240H144V241H147L148 243H150L151 245L150 246H147L146 244L144 243H139L140 244H143L140 246V244L137 242ZM242 240V239H241ZM32 241V239H31ZM36 241V240H35ZM41 241V240H40ZM39 241V243H40ZM157 241V240H155ZM43 242V241H42ZM164 242V243H163ZM243 242V240H242ZM158 244V243H157ZM87 245H82V249H85ZM213 246V245H212ZM72 247L74 248V251H75V247H74V243H72ZM235 247V246H234ZM68 248H71V245H69L68 243L65 244L63 246V248L61 249L60 253L63 254V250L65 249H68ZM250 248V251H251V247L248 246V248L246 249H249ZM156 249V251L154 250ZM163 249H173V251H164ZM1 253V252H0ZM76 251L75 252H71L70 250L66 251L64 254L67 256H76ZM63 254V255H64ZM165 255L166 257L165 258H160L161 255ZM224 254H228V253H224ZM217 255V256H216ZM153 258L154 260V257L158 258L157 260L155 261H151L150 258ZM221 259H219V258ZM224 257L225 261L222 260V258ZM155 258V259H156ZM5 258H3L4 260ZM54 259V258H53ZM97 260V259H96ZM151 262H150V261ZM2 262V261H1ZM0 262V263H1ZM5 262H9L6 261L5 259ZM12 262V261H11ZM62 262V261H61ZM43 263V261H42ZM57 263V262H55ZM5 264V263H3ZM10 264V263H9ZM13 264V263H12Z\"/></svg>",
    "mask_w": 264,
    "mask_h": 264
}]
</instances>
